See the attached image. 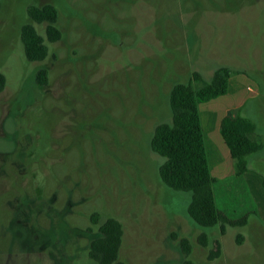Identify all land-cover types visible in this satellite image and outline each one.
<instances>
[{"label": "rangeland", "instance_id": "rangeland-1", "mask_svg": "<svg viewBox=\"0 0 264 264\" xmlns=\"http://www.w3.org/2000/svg\"><path fill=\"white\" fill-rule=\"evenodd\" d=\"M1 2L0 264H95L93 213L122 224V264H184L181 238L197 264H264V224L238 182L216 187L218 207L249 215L246 228H200L187 213L191 194L159 182L165 159L150 145L171 122L172 86L192 72L209 81L222 66L262 90L243 114L264 139V0ZM45 4L58 9L63 39L29 62L21 28L28 7ZM37 30L46 37L45 25ZM42 68L46 88L36 84ZM250 166L264 179V151ZM217 241L221 254L209 261Z\"/></svg>", "mask_w": 264, "mask_h": 264}, {"label": "trees", "instance_id": "trees-1", "mask_svg": "<svg viewBox=\"0 0 264 264\" xmlns=\"http://www.w3.org/2000/svg\"><path fill=\"white\" fill-rule=\"evenodd\" d=\"M1 12L0 0V15ZM28 16L29 22L22 26L20 33L24 54L29 62H43L50 54L47 41L56 43L63 39V32L58 26L59 11L53 4L31 5L28 7ZM37 25L46 26V37L39 33ZM240 74L247 75L243 70L222 66L209 81L199 72H192L186 83H175L169 94L171 122L158 124L150 142L152 151L165 159L158 170L159 182L171 190L190 193L191 201L187 209L190 219L200 228L219 227L222 234L229 227L246 228L250 216L231 220L217 205V180L209 165L200 105L226 95L229 80ZM36 84L39 88L47 87V68L37 72ZM6 86L7 78L0 72V93ZM255 130L256 124L239 114H230L222 120L221 134L235 160L238 176L249 170V157L262 149L249 136ZM90 222L92 226L86 231L89 238V258L95 264H122V224L113 218L102 223L98 213L90 216ZM241 236L239 234L238 239ZM199 241L206 246L207 235L203 233ZM179 243L185 256L184 264H197L191 260L193 247L190 240L181 238ZM220 254L221 246L217 241L215 249L209 253V261L215 260Z\"/></svg>", "mask_w": 264, "mask_h": 264}, {"label": "crops", "instance_id": "crops-1", "mask_svg": "<svg viewBox=\"0 0 264 264\" xmlns=\"http://www.w3.org/2000/svg\"><path fill=\"white\" fill-rule=\"evenodd\" d=\"M248 77V75L244 74L232 77L229 80L228 93L215 100L201 104L200 112L209 165L213 177L217 180L215 184L217 205L216 187L227 186L229 190H233L235 182H238L237 184H239L241 191L251 197L256 208V215L264 224V179L251 169L250 160L253 155L249 157V170L238 176L235 160L232 158L230 149L221 134V123L226 116L239 114L249 118L243 114V111L249 101L256 98L259 92L262 91L256 87L258 92H255L249 84L246 87V83L249 82ZM249 136L254 142L260 144L262 147L261 151H264V139L259 134L257 124L255 132ZM228 211L227 209L223 210L231 220L241 219L231 218Z\"/></svg>", "mask_w": 264, "mask_h": 264}]
</instances>
